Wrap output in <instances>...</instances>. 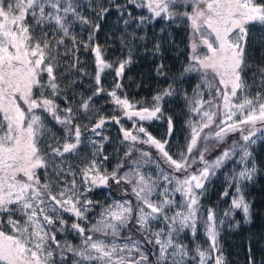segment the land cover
I'll return each mask as SVG.
<instances>
[{
  "label": "snow or ice",
  "instance_id": "6c2138e0",
  "mask_svg": "<svg viewBox=\"0 0 264 264\" xmlns=\"http://www.w3.org/2000/svg\"><path fill=\"white\" fill-rule=\"evenodd\" d=\"M129 2L150 15L133 17L115 5L125 28L135 24L141 29L157 20L168 26L187 22L191 28L187 66L152 96L148 107L118 94L136 45L149 40L146 33H125L128 55L114 67L96 41L101 24L81 15L73 0H0V264H226L218 242L224 221L202 200L217 170L237 155L244 166L233 169L221 194L231 196L230 211L224 215L238 209L244 222H251L245 189L257 174L249 146L264 131V33L250 37V26L259 23L264 28V0ZM98 9L97 20L110 11L102 5ZM76 22L87 26L86 39L74 34ZM166 31L161 27L152 55L161 54ZM257 43L261 63L254 65L249 48ZM81 49L94 54L95 90L73 106L74 94L68 95L72 85L62 88L57 73L61 67L83 73ZM164 67L157 66L158 75L166 76ZM109 69L116 82L107 95L122 116L105 117L92 108L94 97L105 92L101 75ZM188 73L199 78L191 94L180 88ZM62 92L63 108L57 103ZM173 97L183 99L188 117L185 145L176 152L171 151L173 116L165 115V104ZM90 114L99 117L90 127L79 122ZM121 119L131 121L132 128L125 129ZM152 121L166 122L167 138L158 139L143 126ZM50 122L60 126L62 136L53 132ZM109 122L120 125L122 143L128 142L111 171L105 167L110 157L104 154L109 138L101 134ZM231 134H239V140L209 160L208 154ZM138 145L155 149V157ZM89 146L92 151L83 152ZM67 157L83 166L69 163ZM146 166L154 173L145 171ZM110 182L121 189L119 199L101 206L85 196L94 187H110ZM95 207H101L98 218L85 225ZM66 214L73 219L70 225ZM201 226L208 247L197 245L190 255L181 235L189 230L195 236ZM65 233H75L80 243L57 239ZM248 264H256L251 249Z\"/></svg>",
  "mask_w": 264,
  "mask_h": 264
},
{
  "label": "trees",
  "instance_id": "16d2710c",
  "mask_svg": "<svg viewBox=\"0 0 264 264\" xmlns=\"http://www.w3.org/2000/svg\"><path fill=\"white\" fill-rule=\"evenodd\" d=\"M73 2L79 6L78 11L81 15L92 20L94 23L101 24V30L96 34V41L100 43L104 49L105 59L112 62L114 67L116 61L124 59L128 55L125 33L131 34L135 30L136 35H144L145 33L148 35L149 40L146 42L145 46H141L140 44L136 45V51L133 53V63L130 67L125 69L124 77L121 80L123 88L118 94H126L131 102L135 103L141 101L144 103V106H150L152 96L155 95L157 91L167 88L172 78L174 76H179L183 68L187 66L190 54V28L187 22L177 21L175 24L168 26L165 21L157 20L142 26L141 29H136L135 24H133L131 28H125L120 19V11L115 5H120L125 9L126 13L130 12L133 17L138 18L150 14L147 13L146 9L136 8L129 0H73ZM137 2H140V0H137ZM98 5L110 8V11L102 20H97L95 15L96 11L99 10ZM184 10L183 8L181 9V11ZM124 18L128 19L129 17L125 15ZM161 27L167 28V31L163 36L164 43L162 44L161 54L154 56L152 55V49L160 34ZM73 32L80 39H86L89 34L87 26L79 22L73 25ZM262 33H264V31ZM262 33L259 32V28H256L252 30V33L250 31V37L254 36L258 39ZM78 55L80 60L79 66L83 68V73L78 75L75 69L67 67H61L57 73L62 88H66L70 84L72 85L68 91V95L72 96L74 94V99L72 100L73 106H76L77 102L80 100L92 96L95 90L94 77L96 74V67L94 54L91 52H84L83 49H81ZM249 56L254 65L261 63V51L258 43L253 44L249 48ZM61 63L64 65L70 63V61H61ZM160 63L165 65L163 71L166 76L157 74L156 69ZM183 79L185 83L181 84L180 88L191 94L192 89L197 84L198 78L193 73H188L185 74ZM72 81H76V83L72 84ZM101 82L105 92L100 96L94 97L92 108L99 110V115L105 117L121 116L122 113L116 109L111 101V97L107 95V93L113 89L116 82L115 72L110 69L105 70L101 75ZM63 95L64 93L62 92L61 99L57 100L61 108L66 106L62 102ZM165 115H172L174 120L171 151H179L185 145V137L188 134V129L185 125V121L188 117L185 115L183 99L177 97L168 98V102L165 104ZM98 118V116L90 114L89 119L81 117L79 122L87 124L90 127L91 123H94L95 119ZM143 126L158 139L167 138L165 136L167 130L165 121L143 122ZM49 127L58 136L63 135L59 131L60 126L50 122ZM84 134L86 136L92 135L91 132H85ZM101 134L109 138L108 141L104 142V154L110 157L105 167L108 171H111L123 157L128 142L123 143L124 146L119 154L118 152L112 151L111 143L118 140L122 142V135L119 125L111 122L105 124L104 128L101 130ZM239 138V134H231L222 146L214 148L208 154L207 158L209 160L214 159L224 148L230 147L233 140H239ZM96 139L99 140V137H96ZM138 147L143 151L151 152L153 157H155L156 151L150 146L138 145ZM90 151H92V149H89V147L83 149V152ZM249 151L252 152V156H254L253 158L257 165V174L253 181L247 182L245 189L246 199L251 204V222L245 223L243 213L238 209H232L230 215L225 217L224 213L230 211L231 196L221 198V194L228 186H226L227 184H225V181H221V183L217 179V175H220L224 170L233 168L231 167L232 163L238 160L239 155L233 157L222 169L217 170V175L214 179H211L208 185L207 195L204 198L207 203L205 205L202 204L205 208H215L218 219H223L224 221L223 225L219 228L220 235L218 242L223 250L226 264H248L249 249H251V255L254 257L256 264H264V134L262 139L256 140V143L250 146ZM135 155L137 154L134 153V156ZM66 159L73 165L83 166L80 164L79 160L72 157H67ZM76 180L77 184L80 185L79 174H77ZM105 191L112 199H119L122 195L121 189L111 184V182L110 187H105ZM229 191L234 192V189H229ZM93 198L94 200L97 199L95 197ZM97 202L102 206L100 201L97 200ZM98 208L99 207H95L92 209L88 221L84 222L85 225L95 223V215ZM64 219L68 221L69 225L73 222V219L67 214L64 216ZM57 239L61 242L67 240L74 245L80 243V238L75 233L58 234ZM181 240L183 244L188 246L190 255H194L191 250L197 245L204 249L208 247V241L204 235L202 226L198 228L195 236H192L189 230H185V233L181 235ZM194 264H198V261L194 262Z\"/></svg>",
  "mask_w": 264,
  "mask_h": 264
},
{
  "label": "rangeland",
  "instance_id": "374dc122",
  "mask_svg": "<svg viewBox=\"0 0 264 264\" xmlns=\"http://www.w3.org/2000/svg\"><path fill=\"white\" fill-rule=\"evenodd\" d=\"M189 28H190V25H189ZM256 28H259V32L260 33H262L263 31H264V28H262L261 27V25L259 24V23H256L254 26H250V31H251V33H252V30L253 29H256ZM254 33V32H253ZM190 36H191V28H190V33H189V41H190ZM197 78H198V75L196 74V73H193ZM197 83H199V78H198V81H197ZM121 116H122V114H121ZM121 124L123 125V127L125 128V129H131L132 128V122L131 121H128L127 119H121ZM127 125H128V127H127ZM119 127H120V125H119ZM264 131H262V132H258L257 134H256V137H254V139H256V140H260V139H262V136H263V133ZM121 135H122V133H121ZM254 144H252V146H253ZM111 149H112V151H114V152H118V154L120 153V151L122 150V147L124 146V144L121 142V141H115V142H112L111 143ZM251 146V145H250ZM250 146H249V148H250ZM88 148V147H87ZM91 148V146H89V149ZM254 156H252V158H253ZM215 159V158H214ZM254 159V158H253ZM255 161V160H254ZM244 165L243 164H241V163H239V156H238V160H235V162H233L232 163V166L231 167H233V168H230V169H228V170H224L222 173H220V175H217V179L219 180V182H221V181H225V184H227L226 186H228V182H229V178L231 177V175H232V172H233V169H235L236 171H239L242 167H243ZM249 166H251V165H249ZM145 171H149V172H153L154 173V168L153 167H146L145 169H144ZM215 175V176H216ZM215 176L214 177H212L213 179L215 178ZM222 183V182H221ZM85 196L87 197V199H89V200H93V202H97V200L98 201H100L101 203H102V206H104V205H106V204H109V203H111L112 202V198H110L108 195H107V193H106V191H105V187H94V188H92V190L90 191V192H86L85 193ZM93 197H95V198H97L96 200H94V198ZM180 199V197H179V195H177V200H179ZM207 203V201L205 200V199H203L202 200V204H206ZM101 211V207H99L98 208V210H97V212H96V215H95V221H96V219L98 218V214H99V212ZM162 225H154V228H158V227H161ZM125 235H126V233H124ZM180 241L182 242V240H181V238H180Z\"/></svg>",
  "mask_w": 264,
  "mask_h": 264
}]
</instances>
